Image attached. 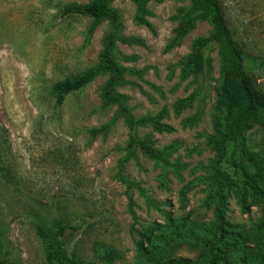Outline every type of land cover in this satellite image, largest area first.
<instances>
[{
  "label": "rangeland",
  "instance_id": "rangeland-1",
  "mask_svg": "<svg viewBox=\"0 0 264 264\" xmlns=\"http://www.w3.org/2000/svg\"><path fill=\"white\" fill-rule=\"evenodd\" d=\"M90 1L0 0V153L11 172H0L1 256L9 264H58L52 252L60 222L63 248L77 264H155L171 256L195 264H264L262 206L249 198L242 209L233 190L219 216L204 180L202 168L213 157L205 136L212 132L220 79L217 49L206 51L212 74L204 84L200 77L181 80L174 67L211 26L198 22L168 49L172 18L185 0H151L147 25L136 23L130 0H112L92 34L90 17L59 16L63 4ZM221 1L237 40L261 62L257 74L264 90V0ZM115 12L123 35L138 41L117 43L118 62L144 70L141 79L126 77L129 84L117 91L137 118L165 109L162 123L172 128H137L155 149H170L173 166L166 169L136 151L123 168L133 187L116 176L129 130L115 106L104 107L100 88L108 76H97L61 104L53 93L56 83L100 61ZM190 95L191 104L174 112L175 101ZM248 140L264 152V127Z\"/></svg>",
  "mask_w": 264,
  "mask_h": 264
},
{
  "label": "trees",
  "instance_id": "trees-1",
  "mask_svg": "<svg viewBox=\"0 0 264 264\" xmlns=\"http://www.w3.org/2000/svg\"><path fill=\"white\" fill-rule=\"evenodd\" d=\"M135 6L134 20L138 24L147 25V4L151 0H130ZM187 4L177 8L173 21L176 27L167 48L181 44L183 39L194 29L198 22H207L211 32L207 37L193 39L190 53L179 60L174 67L181 80L187 77H200L201 83L207 82L212 74L210 59L206 51L216 48L220 58V79L215 86V101L211 114L212 132L205 136V145L213 153L212 159L202 169L205 172V184L210 189L215 202L216 211L221 216L227 196L233 190L238 192V202L246 210L247 200L252 198L264 209V152L249 146L248 135L256 129L264 127V90L258 83V71L261 62L248 51L247 45L236 38L225 16L221 0H185ZM112 0H91L88 4H63L59 8L61 18L77 15L91 18L89 34L99 26L105 18V10ZM110 30L104 39L100 61L83 72L56 83L53 89L57 104H61L65 96L78 93L92 83L99 75H107L108 79L100 88V96L104 107L115 106L116 116L122 118L128 126L129 138L124 148L126 154L119 161L117 178L127 187L135 186L123 175L125 163L139 151L146 158L153 160L166 169L172 168L168 160L170 149H155L149 137L137 134V128L148 126L157 133H170L172 128L162 123L167 117L163 109L156 115L137 118L127 105V97L117 91L126 86V77L142 78L144 70L126 68L118 62L117 43L133 44L138 41L123 35V24L119 13L115 12L110 20ZM156 92L159 87L150 86ZM193 96L178 99L172 105L174 112L179 113L191 104ZM187 120L185 123H188ZM92 132H95L93 130ZM0 172L6 176L11 174L4 165L0 153ZM238 187V188H237ZM55 249L52 254L58 264H77L75 257L64 249L63 237L65 228L56 223ZM146 250L142 249V255ZM0 264H9L0 253ZM155 264H195L179 257L159 259Z\"/></svg>",
  "mask_w": 264,
  "mask_h": 264
}]
</instances>
